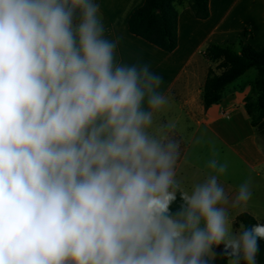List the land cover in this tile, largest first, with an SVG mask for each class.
<instances>
[{"label":"clouds","instance_id":"1","mask_svg":"<svg viewBox=\"0 0 264 264\" xmlns=\"http://www.w3.org/2000/svg\"><path fill=\"white\" fill-rule=\"evenodd\" d=\"M104 33L96 0H0V264H256L248 182L213 154L178 185L161 76Z\"/></svg>","mask_w":264,"mask_h":264},{"label":"crops","instance_id":"2","mask_svg":"<svg viewBox=\"0 0 264 264\" xmlns=\"http://www.w3.org/2000/svg\"><path fill=\"white\" fill-rule=\"evenodd\" d=\"M144 1L96 0L105 26L104 35L109 39L119 38L115 50V59L118 63H147L152 71L161 76L160 91L169 99L168 103L154 115V126L171 123L174 125L171 134L180 135L187 140L194 133L195 125L207 128L210 115L212 114V118L215 117V112L194 111L191 108L192 103L199 104L202 101V89L208 72H206L208 59L202 55L204 48L209 43H236L238 39L239 41L243 39L258 49L264 47V0H209L210 14L207 18L196 17L188 2L179 5L178 44L170 52L130 32L128 18ZM248 80L252 82L253 79ZM245 98L246 95L243 96L242 102H245ZM217 105L214 103L210 106ZM242 113L246 115L245 129L249 133L248 140L245 141V138L241 140L237 133L238 136L233 142L220 148L222 152L226 148L230 149L239 158L254 166L261 159L262 149L258 142L250 141V137L253 135L252 131L258 130L252 125L244 104ZM221 116L217 114L221 120L218 124L234 127L235 122L229 115L225 118ZM192 145L188 146V153L185 152L176 166L178 185L184 188L190 187L198 179L197 176L193 178L190 174V168H201L190 156ZM178 203L179 191L177 201L172 206L173 210ZM232 210L230 216H235L232 225L237 228L239 226L236 223V216L240 212L233 215ZM222 247L223 245H218L214 251H221Z\"/></svg>","mask_w":264,"mask_h":264},{"label":"trees","instance_id":"3","mask_svg":"<svg viewBox=\"0 0 264 264\" xmlns=\"http://www.w3.org/2000/svg\"><path fill=\"white\" fill-rule=\"evenodd\" d=\"M186 2L196 17L209 16V0H145L128 18L130 32L163 50L173 51L178 44V6ZM238 46L237 48L236 43H209L204 48L202 55L217 63L208 68L202 89V102L205 108L220 102L230 83L250 68H255V77L251 82L252 95L246 96L244 105L252 125L256 130L263 131L264 47L258 49L243 39ZM236 223L238 226L243 224L250 228L260 222L253 214L242 211L237 214ZM216 253L212 264H227L228 258L221 251ZM256 264H264V238L260 237H257Z\"/></svg>","mask_w":264,"mask_h":264},{"label":"rangeland","instance_id":"4","mask_svg":"<svg viewBox=\"0 0 264 264\" xmlns=\"http://www.w3.org/2000/svg\"><path fill=\"white\" fill-rule=\"evenodd\" d=\"M238 44L239 39L236 42L237 48L239 47ZM216 63L208 60L206 72L210 66L214 67ZM255 73L256 69L250 68L230 83L216 107L209 106L205 108L202 101L199 104L196 102L191 104V108L194 111L215 112L214 118H212V114L210 115L209 127L203 128V126L195 125L194 133L187 140L174 133L171 135L180 142L181 152L178 161L188 150V146L193 144L190 150V156L201 167L200 169L195 167L190 168L189 172L193 178L195 176L198 177V179L196 177L197 180L195 179V182L202 180L207 174L208 169L205 168V162L213 154H215V158L219 162L226 163L227 165L225 173L218 177L219 182L223 184L227 192H234L241 182L247 181L250 187L251 197L245 207L233 209L232 214L236 215L245 210L253 214L256 218L259 217V219L257 218L259 222L264 224V130L258 132L252 131L253 135L250 137V141L254 140L258 142L262 149L261 159L254 166H251L243 158H239L230 149L226 148L222 152L220 148L224 144L233 142L238 134L241 140L244 138L245 141L248 140L249 133L245 129L247 122L246 115L242 113V105L245 102H242V98L244 95H252L251 82L248 79H254ZM196 75H199L198 70L196 71ZM222 113L223 115L221 116ZM217 114H220L221 118L229 115L235 122L234 127H226L218 124L221 120L217 117ZM197 139H199V143L196 142ZM232 228L235 231V225H232ZM241 264H243V261H241Z\"/></svg>","mask_w":264,"mask_h":264}]
</instances>
